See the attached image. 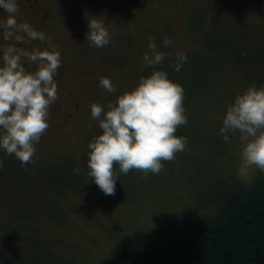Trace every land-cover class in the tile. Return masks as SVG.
Masks as SVG:
<instances>
[{"label": "rangeland", "instance_id": "1", "mask_svg": "<svg viewBox=\"0 0 264 264\" xmlns=\"http://www.w3.org/2000/svg\"><path fill=\"white\" fill-rule=\"evenodd\" d=\"M37 1V12L25 20L54 40L51 46L61 52L64 79L58 88L62 96L58 93L50 105L49 125L36 144L37 159L52 160L45 165L46 171L38 174L35 184L49 194L57 193L59 198L56 225L49 231V236L57 240L40 239L44 254L35 255L33 264H101L124 233L148 231L174 214L203 209L225 194L233 174L249 182L260 171L257 165L243 163L245 142L239 131L230 132V139L225 141L215 130L218 140L213 149L212 145H201L202 150L197 152L189 140L174 159L163 161L164 167L158 173L149 171L145 175L138 169L120 172L115 194L106 195L88 175L87 144L102 131L90 115L91 103L107 107L153 67L166 69L182 84L189 121L195 109L190 100L195 95L208 104L207 96L214 95L210 86H214L215 78L240 82L234 84L235 88L216 90L227 97L236 91L235 97L250 84H264V2L143 0L139 10L123 12L116 8L118 0ZM6 15L1 12L0 19ZM93 15L104 19L113 30L111 42L104 47L86 39L87 18ZM166 35L172 38L171 45L163 44ZM150 38L168 55L163 63L145 67L142 56L150 51ZM8 43L29 49L35 43L47 46L45 40H5L0 29V45ZM177 50L188 54L179 71L174 70ZM25 64L35 67L28 61ZM102 76L112 79L117 92L110 93L99 84ZM64 92H71V99L65 98ZM73 103L77 108L67 117ZM200 113L198 116L204 112ZM222 116L206 112L211 123ZM192 123L178 126L176 134L197 133ZM74 166L81 169L78 174L72 171ZM218 166L222 172L214 175ZM115 167L119 169L118 164Z\"/></svg>", "mask_w": 264, "mask_h": 264}, {"label": "clouds", "instance_id": "2", "mask_svg": "<svg viewBox=\"0 0 264 264\" xmlns=\"http://www.w3.org/2000/svg\"><path fill=\"white\" fill-rule=\"evenodd\" d=\"M0 9L7 13L0 19L5 40H51L44 30L18 20L22 14L18 0H0ZM112 35L104 19L98 15L87 18L86 39L91 44L104 47ZM172 42L171 37L164 36V45ZM148 49L142 56L145 67L163 63L168 55L154 38L149 39ZM175 56L174 70L179 71L188 54L177 50ZM0 61V150L14 154L26 166L33 160L36 144L49 125L50 105L58 98L54 76L62 63L61 52L55 46L29 49L8 43L0 45ZM25 61L35 67H26ZM99 84L110 93L117 92L108 76L100 77ZM183 99L182 84L173 80L166 69L153 67L107 107L91 103L90 115L102 131L87 144L88 175L106 195L115 194L120 172L138 169L145 175L149 171L158 173L164 160L174 159L175 153L185 149L188 138L176 134L178 126L187 123ZM236 131L245 142L243 163L264 170V84H250L227 106L219 132L228 141V134ZM3 167L0 158V168ZM72 171L78 174L81 169L74 166Z\"/></svg>", "mask_w": 264, "mask_h": 264}, {"label": "trees", "instance_id": "3", "mask_svg": "<svg viewBox=\"0 0 264 264\" xmlns=\"http://www.w3.org/2000/svg\"><path fill=\"white\" fill-rule=\"evenodd\" d=\"M215 80L214 86H210L214 95L207 96L208 104L195 95L190 100L195 109L187 123L193 121L192 127L197 128V133L181 134L194 142L197 152L202 150L201 145L205 148L212 145V149L216 146L215 130L222 126L223 116L211 123L206 112L225 114L236 93L234 90L227 97L216 90L226 91L240 83ZM199 110L204 112L202 116H198ZM209 125L213 128L209 129ZM37 157L36 149L33 160L25 166L14 154L0 150L4 161V167L0 168V260L3 264H33L35 255L44 254L40 239L57 240L49 236V231L56 225L59 198L57 193L49 194L35 184L38 174L41 171L43 174L45 165L52 160ZM216 169L214 175L222 172L219 166ZM202 171L204 174L205 169ZM171 173L175 172L171 170ZM233 175L229 188L216 203L193 212L174 214L161 226L148 231L136 229L124 233L101 264H264V170L260 169L249 182Z\"/></svg>", "mask_w": 264, "mask_h": 264}, {"label": "flooded vegetation", "instance_id": "4", "mask_svg": "<svg viewBox=\"0 0 264 264\" xmlns=\"http://www.w3.org/2000/svg\"><path fill=\"white\" fill-rule=\"evenodd\" d=\"M217 1H219V0H214L215 3ZM257 1L264 2V0H257ZM118 2H119V4L116 7L117 10L123 11V12H134V11H137L141 8L143 0H118ZM18 5H19L20 12L22 13L21 15L18 16L19 20H25V19L29 18L30 16L35 15V13L37 12L38 6H39L37 0H18ZM1 12L5 13L3 9H0V13ZM5 14H7V13H5ZM53 41H54L53 39H51V40L46 39L45 40V43L47 45L46 47L52 48L51 45H53ZM33 46H39L41 48H45V47H42L38 43L33 44ZM54 78L57 80L58 88H59L62 85L63 79H64V71H63L62 63L58 67V71L55 74ZM58 93L60 96H62L60 90H58ZM64 93H65V98L71 99V97H72L71 92H64ZM76 108H77V104H75V103L71 104V106L69 108V112L67 113V117H71L73 112H75Z\"/></svg>", "mask_w": 264, "mask_h": 264}]
</instances>
